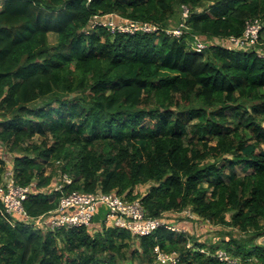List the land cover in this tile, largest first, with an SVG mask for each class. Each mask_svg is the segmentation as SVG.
Returning a JSON list of instances; mask_svg holds the SVG:
<instances>
[{
	"label": "trees",
	"instance_id": "obj_1",
	"mask_svg": "<svg viewBox=\"0 0 264 264\" xmlns=\"http://www.w3.org/2000/svg\"><path fill=\"white\" fill-rule=\"evenodd\" d=\"M3 1L0 147L14 154L20 185L72 177L63 192L31 194L27 212L54 210L75 190L115 192L174 224L169 213L188 210L225 237L208 245L164 226L139 236L103 223L34 229L0 202V263L157 264L159 247L176 255L161 264H264L263 30L256 47L229 44L250 19L264 29V0ZM96 15L159 30H90ZM182 24V36L167 33ZM238 164L251 172L237 174ZM7 168L0 154V184Z\"/></svg>",
	"mask_w": 264,
	"mask_h": 264
},
{
	"label": "built area",
	"instance_id": "obj_2",
	"mask_svg": "<svg viewBox=\"0 0 264 264\" xmlns=\"http://www.w3.org/2000/svg\"><path fill=\"white\" fill-rule=\"evenodd\" d=\"M182 9L184 18H187L190 15V9L185 5ZM99 26H106L113 32L126 34L152 33L159 30L157 25L145 21L128 18L116 21L114 15L106 18L98 15L94 16L90 30ZM182 27H184V24L174 29H168L167 33L180 37L184 33ZM262 29L263 22L260 19H250L247 22L243 36H233L229 39L230 47L243 49L251 46L256 47L260 43ZM193 46L199 52L205 48V44L198 39L194 41ZM260 54L264 57V48L261 49ZM58 174H60L59 177L54 179L49 188H38L36 182L23 186L17 182L13 167L8 165L0 184V202L7 213L14 216L19 222L30 225L34 229L42 228L49 231L56 229L68 230L81 226L91 227L96 223L95 217L100 215L99 222L108 227L128 229L134 235H149L162 226L174 230V227L171 226L172 223L166 217L148 216L141 199L129 200L115 192L103 193L98 191L92 193L75 190L62 195L54 210L39 216L30 215L24 206V202L31 194L43 192L46 195H51L53 192H63L64 187L72 183V177L68 173L59 172ZM157 254L160 261L168 262L176 259L175 254L168 255L159 249H157ZM224 255L223 252H220L222 258H224Z\"/></svg>",
	"mask_w": 264,
	"mask_h": 264
},
{
	"label": "rangeland",
	"instance_id": "obj_3",
	"mask_svg": "<svg viewBox=\"0 0 264 264\" xmlns=\"http://www.w3.org/2000/svg\"><path fill=\"white\" fill-rule=\"evenodd\" d=\"M3 5H4V1L0 0V9L3 8ZM180 16H181L180 14L177 15L174 20L175 21L179 20ZM173 25H175V24H173ZM262 30H263L262 35L264 37V29H262ZM111 32H113V31L111 30ZM49 40H50L51 44H55L57 42V37L51 33V34H49ZM187 40L190 43V38L187 37ZM0 154L5 158V160L7 161V164L9 166H11L13 164L14 154H12L9 151L4 150V148H2V147H0ZM230 169L231 168L229 166H227L226 167V173H228L230 171ZM234 171L239 175H244V174H248L251 172V171H246L242 164L236 165V167L234 168ZM59 175L60 174H58L57 177H59ZM149 188H150V184H145V185L140 186L137 191L144 194L145 192L148 191ZM169 214H170V217L173 218L175 221V224L172 223V225H171L174 227L175 231H177V232H184L185 231L192 237V239L195 238V239L199 240V242L207 243L208 245H211L213 243L220 242L223 239V237H225V235L223 234L224 228H222L221 226L213 225L207 221H204L203 219H199L194 214H191L188 210L185 212H175V213L170 212ZM102 226H103V224L101 222L96 221V224L93 227L97 230H100V229H102ZM237 235H238V237H244L246 234L237 233ZM258 241L264 242V237L259 238ZM192 245H193L192 242H190L188 244V247H190ZM157 249H159V247L155 248L156 253H157ZM136 261H137L136 262L137 264H140L139 261H141V260L137 259ZM157 262L159 264H161V263H165L166 261L164 262L162 260L161 261L159 260Z\"/></svg>",
	"mask_w": 264,
	"mask_h": 264
},
{
	"label": "water",
	"instance_id": "obj_4",
	"mask_svg": "<svg viewBox=\"0 0 264 264\" xmlns=\"http://www.w3.org/2000/svg\"><path fill=\"white\" fill-rule=\"evenodd\" d=\"M5 27H6V25H5Z\"/></svg>",
	"mask_w": 264,
	"mask_h": 264
}]
</instances>
